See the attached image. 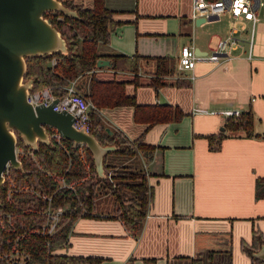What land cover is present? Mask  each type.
I'll return each mask as SVG.
<instances>
[{"label": "crops", "instance_id": "0c3cea01", "mask_svg": "<svg viewBox=\"0 0 264 264\" xmlns=\"http://www.w3.org/2000/svg\"><path fill=\"white\" fill-rule=\"evenodd\" d=\"M105 3L120 22L102 50L145 56L137 70L116 69L110 61L95 72L101 78L126 79L127 92L139 102H168L184 112L179 118L149 124L135 118L132 104L100 108L108 123L125 136H142L154 145L149 159L141 153L132 155L138 157V165L142 163L152 188L149 209L137 236L120 218L109 216L113 203L111 209L95 208L100 215H79L68 245L58 250L98 257L68 264H256L242 243L252 244L256 231L264 235V196L257 192L258 178L264 176V4L258 8L249 55L253 25L249 18L226 11L217 19L196 22L191 17L193 0ZM234 25L240 42L231 58L199 59L192 68L178 67L183 44L192 43L205 53ZM157 55L169 56L165 64L173 69L157 72ZM135 75L141 82L133 81ZM154 77L160 81L155 83ZM224 108H251L254 128L227 129L221 146L213 149L209 135L224 130L228 115L211 110Z\"/></svg>", "mask_w": 264, "mask_h": 264}, {"label": "trees", "instance_id": "16d2710c", "mask_svg": "<svg viewBox=\"0 0 264 264\" xmlns=\"http://www.w3.org/2000/svg\"><path fill=\"white\" fill-rule=\"evenodd\" d=\"M63 2L76 8L77 15L65 13L61 9L47 10L45 15L66 38L67 51L56 50L27 56L25 77L33 79L31 89L49 85L57 95H63L67 91V84L71 79H75L77 88L90 97L98 108L91 111L92 131L100 142L116 146L106 152V174L101 175L93 152L85 143H74L70 138L62 136L58 139L51 135L49 142L40 140L38 146L34 147L19 136L18 145L23 148L20 153L22 167L12 165V180L6 179L0 184V208L4 214L10 210L14 213L13 225L0 226V264H11L4 252L9 250L15 241L30 252L25 264H68L74 259H98L59 251L58 248L68 245L69 232L77 216L100 215L95 208L97 199L103 194H109L113 198L109 216L120 218L127 229L137 236L142 230L149 209L151 185L148 183L145 169L127 165L115 169L107 160V155L112 151L131 156L141 153L149 159L153 155L154 145L144 142L142 136L128 138L110 125L99 110L103 106L132 104L135 118L149 124L179 118L184 112L177 104L139 102L134 93L127 92L126 79L99 77L95 69L98 68V58L103 55L110 57L113 68L131 70L138 69L139 60L145 55L139 52L127 54L102 50V44L110 40L114 25L120 22V19L114 17V9L109 7L105 0ZM190 20H184V23L188 24ZM54 57L55 62L52 61ZM155 57L160 61V70L158 68L157 72L164 73L173 69L171 65L165 64L169 56ZM153 79L155 83L158 79L160 81L159 77ZM133 81L139 83L141 79L135 75ZM107 126H110L112 131ZM253 128L254 113L251 108L241 110L238 114H230L224 122V130L209 135L210 147L217 149L221 146L227 129L252 132ZM49 129L53 131L54 127ZM22 185L52 193L55 204H69L55 232L41 233L33 229L43 219L45 199L30 190L16 189ZM12 187L8 196V190ZM257 192L264 196V176L258 178ZM263 243L264 235L258 231L254 233L252 244L246 241L242 243L243 248L257 264H264V259L255 255V251Z\"/></svg>", "mask_w": 264, "mask_h": 264}, {"label": "water", "instance_id": "95a60500", "mask_svg": "<svg viewBox=\"0 0 264 264\" xmlns=\"http://www.w3.org/2000/svg\"><path fill=\"white\" fill-rule=\"evenodd\" d=\"M63 10L77 15V9L63 0H0V184L3 170L11 161L22 167L16 147L19 136L26 143L38 146L40 140L49 142L50 127L56 128L63 137L74 143H85L93 152L97 169L106 174L104 156L115 144L100 142L93 131L74 124V114L67 109H55L50 103H32L28 93L33 79L27 77L26 57L56 50L67 51V41L60 29L45 15L47 10ZM205 21L206 17H196ZM110 63L107 57H99L98 65ZM110 131L112 129L107 126ZM264 259V243L255 251Z\"/></svg>", "mask_w": 264, "mask_h": 264}, {"label": "built area", "instance_id": "2783aa9c", "mask_svg": "<svg viewBox=\"0 0 264 264\" xmlns=\"http://www.w3.org/2000/svg\"><path fill=\"white\" fill-rule=\"evenodd\" d=\"M263 4L264 0H193L191 17L196 19V17L203 15L206 19L213 20L219 18L224 12L228 11L236 18L243 16L251 19L253 25L248 40V54L251 55L253 52L255 22L259 18L258 8ZM235 30L236 26L234 25L228 34L220 37L216 45L205 53L198 52L192 43L183 44L179 53L178 67L180 69L192 68L199 59L220 61L231 58L233 56V48L240 42V37L236 34ZM52 61L55 62L56 58H52ZM57 97L58 100L53 104L55 109H67L71 111L75 116L74 124L77 127H83L88 131H92L93 117L91 111L98 108L88 96L77 88L75 79L70 80L67 84V91L63 95H57L49 85L37 89H30L28 93V99L34 104L50 103ZM199 110L209 111L206 107L200 108ZM211 111L222 112L227 115L241 112L238 108L212 109ZM51 135L58 139L62 137L61 133L56 128L51 131ZM16 151L17 156L20 158V153L23 152V148L17 144ZM12 165L11 161L6 163L5 169L3 170L4 180H12L10 177V168ZM60 179L63 180V177ZM12 189L13 187L8 190V196H10ZM16 189H23L25 191L30 190L45 199V206L42 209L43 219L39 224L35 225L33 229L41 233L55 232L59 228L62 215L69 204H55L52 193L42 191L33 186L22 185L16 187ZM6 224H14V213L10 210L6 211L4 214L3 210L0 208V226H6ZM4 254L11 264H25L30 257V252L26 248L21 247L18 241H15L12 247L5 251Z\"/></svg>", "mask_w": 264, "mask_h": 264}, {"label": "rangeland", "instance_id": "374dc122", "mask_svg": "<svg viewBox=\"0 0 264 264\" xmlns=\"http://www.w3.org/2000/svg\"><path fill=\"white\" fill-rule=\"evenodd\" d=\"M89 1V0H87ZM27 77H25L26 79ZM81 90V89H80ZM82 91V90H81ZM90 98V97H88ZM109 154H112V158H108L109 161L112 163V165H114L113 167L116 168H123L126 165L131 167V168H141V165H138V157L137 156H132L131 155H127L121 152H109ZM113 203V198L111 195L109 194H103L102 196H100L97 199L96 202V208H101V209H111V204ZM34 264H42V263H34ZM257 264V262H256Z\"/></svg>", "mask_w": 264, "mask_h": 264}]
</instances>
